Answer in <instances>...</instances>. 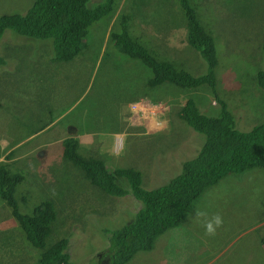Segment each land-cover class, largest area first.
<instances>
[{
	"label": "rangeland",
	"instance_id": "374dc122",
	"mask_svg": "<svg viewBox=\"0 0 264 264\" xmlns=\"http://www.w3.org/2000/svg\"><path fill=\"white\" fill-rule=\"evenodd\" d=\"M32 1L0 0V15L25 13ZM96 1L90 0L89 4ZM116 1L114 14L89 26L85 45L69 61L53 59L51 39L26 37L11 29H6L0 38V162L22 173L14 195L19 211L29 213L35 204L45 200L53 202L57 212L63 211L64 216L59 221L56 216L51 223L46 244L67 237L66 250L72 264L94 263L95 253L108 247L101 230L104 224L112 228L118 222L117 228L122 226L141 203L131 194L112 196L90 183L82 167L64 159L60 144L52 141L67 136L65 131L71 126L94 130L102 141L100 150H91L94 155L109 158L106 164L110 168L139 169L142 186L153 189L178 174L182 163L195 156L205 141L203 133L178 116L186 98H194L205 114L219 112V103L206 85L192 90L171 86V92L147 86L146 79L152 71L139 59L115 48L108 39L117 17L126 13L129 32L139 37L151 53L178 60L194 75L205 73L206 62H192L199 54L185 40L184 15L176 0ZM196 2L201 7L207 0ZM238 3L256 11L258 19L241 16L235 24L222 17L223 11L210 17L205 8L199 9L208 18L207 23L224 33L227 45L218 53L214 36L216 92L227 102L238 129L247 131L264 122V91L255 79L256 72L264 68V0ZM210 7L213 10L214 4ZM155 97V104L149 102ZM134 98L140 102L133 105L136 108L132 118L142 115L151 130L164 124L163 130L140 135L122 129L130 114L124 116L123 109ZM115 132L124 133L121 145L115 140L112 146ZM40 149L43 152L38 157ZM118 183L128 187L125 179ZM199 212L207 218L215 214L222 217L224 222L215 235L205 233V217ZM85 214L101 217L99 221L84 220ZM9 219L10 210L0 199V229L7 228L0 231V264H38L41 250L26 240L18 225L10 226L14 222ZM70 223L71 227L64 228ZM261 237L264 170L257 167L230 173L203 190L177 226L158 236L149 252L135 254L125 264H264ZM106 256L108 261L109 254Z\"/></svg>",
	"mask_w": 264,
	"mask_h": 264
},
{
	"label": "trees",
	"instance_id": "16d2710c",
	"mask_svg": "<svg viewBox=\"0 0 264 264\" xmlns=\"http://www.w3.org/2000/svg\"><path fill=\"white\" fill-rule=\"evenodd\" d=\"M194 1L197 0H176L184 15L185 40L199 54L192 62L200 64L206 62L207 70L203 74L194 75L181 67L182 63L178 60L162 58L154 52L151 53V49L139 37L129 32L130 19L126 13H121L117 17L108 34V39L115 48L129 57L139 59L152 71L146 79L147 86L163 88L158 90L161 92L167 90L171 92V86L181 90H192L206 85L217 99L218 114L217 110L213 114H205L190 96L180 107L178 116L188 126L205 135L204 143L195 156L182 163L181 171L165 184L146 189L142 186L139 169L134 167L111 169L106 164L109 158L95 156L89 148L81 150L77 138L67 137L62 140V157L82 167L83 175L90 183L112 196L131 194L141 203L122 226L117 228L118 222L112 228L110 224H104L101 230L108 239V247L101 253H95L94 257L97 260L90 264H125L136 253L149 252L158 236L180 223L187 208L203 190L218 183L230 173L239 174L257 167L264 170V122L254 124L247 131L238 129L227 102L217 94L215 72L217 52L214 36L217 37L218 53L225 50L227 45L224 33L217 31L213 24L207 23L205 19L208 18L205 13H200L199 8L205 6L210 17L215 12L223 11L222 17L235 24L241 16L258 19L257 12L251 8L246 10L247 6L239 4V0H218L213 10L208 0L202 2L204 6L201 7ZM89 2L90 0H33L25 13L0 15V38L6 29H11L22 36L51 39L54 48L53 59L69 61L85 45L89 26L100 18L107 19L112 16L117 6V1L114 0H98L91 4ZM261 48L264 52V39ZM197 58L199 60H196ZM255 79L257 86L264 91V68L256 72ZM150 100L158 101L156 97ZM22 179L20 171L12 169L5 162H0V199L5 201L10 215L23 230L26 240L41 250L37 263L72 264L66 250L67 237L59 238L50 245L46 244L51 223L56 218L53 202L50 200L39 202L29 213L19 211V204L14 195ZM120 179L126 180L127 188L118 183ZM99 217L100 214H85L83 218L99 221ZM260 242L264 245V237H261ZM106 253L109 254L108 261Z\"/></svg>",
	"mask_w": 264,
	"mask_h": 264
},
{
	"label": "clouds",
	"instance_id": "9594fccd",
	"mask_svg": "<svg viewBox=\"0 0 264 264\" xmlns=\"http://www.w3.org/2000/svg\"><path fill=\"white\" fill-rule=\"evenodd\" d=\"M209 2V1H208ZM218 2V0H214L212 3H210L209 2V5L210 4H216ZM204 8H205V6H204ZM206 9V8H205ZM207 11V10H206ZM211 92V91H210ZM138 99L136 98V99H134V101H137ZM149 102H152L151 100H149ZM145 103H147V102H145ZM153 104H155L154 102H152ZM158 120L159 119H161V118H157ZM136 120H138L139 122L138 123H134ZM134 122H132L133 124L132 125H130V126H133V127H135V128H137V129H132V132H139V133H141L140 135H143V134H145L146 133V129H148V131H150L151 129V127H150V123L148 122V124H147V122H146V119H144V121H143V116L142 115H139V117H138V119H134ZM161 125H163V126H165L164 124H161ZM127 129H129V128H127ZM130 130V129H129ZM161 130H163V128L162 127H155V129H152L151 130V132H149V133H157V132H160ZM147 131V132H148ZM67 137H74V136H65V137H63V138H57L56 140H54V141H52V143H56V144H60V151H61V156H62V146H61V144H62V140L63 139H65V138H67ZM141 137V136H140ZM75 138V137H74ZM78 139V138H77ZM115 140H116V138H115ZM79 141V140H78ZM119 141H120V138H119ZM119 145H121V141L119 142ZM80 146V145H79ZM86 148H89L90 150H100L99 148H98V145L95 147V148H93V147H86ZM43 150V149H42ZM115 162H116V164H117V161L115 160V159H113ZM115 164V165H116ZM114 168V166L111 168V169H113ZM56 212H57V209H56ZM63 212V211H62ZM62 212L61 211H58L57 213H56V216H57V220L59 221L64 215H62ZM199 216H202V217H205V219H204V222H203V227H204V230H205V233L207 234V235H215V233H216V230L218 229V228H220L221 226H222V224H223V219H222V217L219 215V214H215V215H213V216H211V218H207L206 217V214L204 213V212H199V213H197ZM56 219V218H55ZM9 220H13V222L14 223H10V226H12V225H18V223L16 222V220L10 215V219ZM3 224H5V222H3ZM19 226V225H18ZM72 226V223H70V224H68V225H65L64 226V228H68V227H71ZM55 228H56V226H55ZM5 229H7L6 227L5 228H3V229H0V231H2V230H5ZM51 232V231H50ZM50 234V233H49ZM48 234V235H49ZM261 239V238H260ZM39 256V255H38ZM38 259V258H37Z\"/></svg>",
	"mask_w": 264,
	"mask_h": 264
},
{
	"label": "crops",
	"instance_id": "0c3cea01",
	"mask_svg": "<svg viewBox=\"0 0 264 264\" xmlns=\"http://www.w3.org/2000/svg\"><path fill=\"white\" fill-rule=\"evenodd\" d=\"M138 102V103H136ZM139 100L137 101H133L132 100H128L126 102V105L123 109V114L124 116L127 115V112H129V116L127 117V120H126V123H125V126L123 125L122 126V129L124 131H132V122H134V118H132V110H133V116H135V111L134 109L136 108V106L139 105ZM134 104H136V106H133ZM160 127H162L163 129L165 128V126L161 125ZM129 128V129H127ZM148 131V129H146V132ZM66 133H69L68 136H74L75 138H78L79 140V145H80V148L82 150V148H86V147H93L95 148L97 145H101L102 146V141L100 140V138L98 137V135L96 134V131L94 130H78L76 128V126H71L69 129H67V131H65ZM148 132H151V131H148ZM124 133L123 132H115L114 135V139L112 141V146L114 145L115 146V138L117 140V144L119 145V142L123 139V135ZM119 138H120V141H119ZM111 148V144H110V147ZM106 150V148H105ZM83 153V152H82ZM200 251H202L200 249ZM138 253H136L137 255Z\"/></svg>",
	"mask_w": 264,
	"mask_h": 264
},
{
	"label": "water",
	"instance_id": "95a60500",
	"mask_svg": "<svg viewBox=\"0 0 264 264\" xmlns=\"http://www.w3.org/2000/svg\"><path fill=\"white\" fill-rule=\"evenodd\" d=\"M45 149H46V148H45ZM42 152H43L42 149H40V150L38 151V153H37L38 157L42 155Z\"/></svg>",
	"mask_w": 264,
	"mask_h": 264
}]
</instances>
